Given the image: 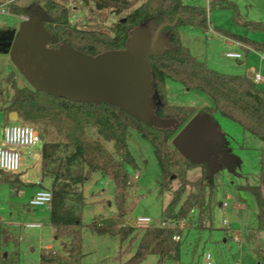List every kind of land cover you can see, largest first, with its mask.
Here are the masks:
<instances>
[{"label":"trees","instance_id":"1","mask_svg":"<svg viewBox=\"0 0 264 264\" xmlns=\"http://www.w3.org/2000/svg\"><path fill=\"white\" fill-rule=\"evenodd\" d=\"M43 6L33 2L29 7L15 2L9 5L11 13L31 15L40 7L49 18L45 26L57 36L51 46L65 43L86 53L97 55L106 50L123 49L130 32L137 26L147 24L154 33L159 26L168 22L160 34L170 41L159 54L148 57L152 71V98L155 112L161 117H171L178 121L176 126L161 128L145 124L119 107L106 103L75 102L63 97H53L44 91H36L30 86L19 87L13 78V98L5 100L0 110L8 119L16 111L25 120L40 124L42 135L50 136L41 146L42 177L51 178L50 189L53 201L50 223L56 238L69 240L64 249L52 247L41 250V264H82L83 228L88 227L99 235L119 236L121 243L129 240V247L137 242L135 252L121 264H139L148 255H158V264L176 262L180 264L184 233L181 222L188 219L195 208L204 207L203 179L190 182L187 171L197 166L204 169L202 178L209 173L211 163L221 158L214 152L211 162H197L186 158L173 144L179 131L196 115L213 114L235 121L245 131L264 140V89L246 73H225L208 65L194 56L182 42L180 27L191 25L201 29L209 28V12L215 7H233L236 22L248 31L264 33V22L244 18L238 6L230 0H211L209 7L186 4L183 0H146L131 10L121 20L113 24V33L103 30L82 29L70 22L68 8L57 0H42ZM89 1V0H86ZM99 9L112 8L121 13L135 6V0H95ZM221 32L239 41L264 51V41H257L248 35ZM0 49L6 51L7 46ZM172 79L184 84L188 89H196L207 94L212 106L175 105L167 98V81ZM89 128L96 130L101 139L91 137ZM136 129L143 138L149 140L157 158L162 191H172L174 182L178 187L163 207L162 219L143 229L125 224L128 213L126 191L133 182L131 169L138 163L128 144V133ZM112 142L114 150L105 143ZM218 155V156H217ZM2 174L6 171L1 170ZM94 172L111 179L117 212L112 215L96 214L88 224L83 222V210L87 205L83 184ZM8 173V172H7ZM259 183L240 185V192L253 195L258 204V228L264 230V148L261 149ZM12 187H27L19 177L1 176L0 184ZM195 186L182 202L188 186ZM180 236V239H176ZM13 243L17 248L12 229L0 221V248ZM7 252V255L5 253ZM7 249H0V264H17L19 251L12 258Z\"/></svg>","mask_w":264,"mask_h":264},{"label":"rangeland","instance_id":"2","mask_svg":"<svg viewBox=\"0 0 264 264\" xmlns=\"http://www.w3.org/2000/svg\"><path fill=\"white\" fill-rule=\"evenodd\" d=\"M64 4L69 11L70 22L82 29L103 30L113 33V24L124 18L134 8L146 0H135V6L121 13L112 8L99 9L95 0H57ZM186 4L202 5L209 7L211 0H183ZM239 8L241 15L254 21L264 22V0H230ZM6 0H0L5 3ZM15 3L29 7L33 2L43 6L42 0H14ZM233 7H215L209 12L210 30L205 31L199 27L182 25L180 35L185 46L198 59L206 61L208 65L218 71L236 74L245 70L237 58L228 57V52H239L244 57L245 49L235 45L230 39L221 34L222 31L246 34L244 26L238 24L234 18ZM24 14L0 12V37L7 34L16 36ZM253 33V32H251ZM256 36H264L256 32ZM254 37V35H251ZM260 53L251 52L248 65L253 62L258 64V71L264 74V62ZM243 59V58H239ZM245 60V59H244ZM247 60V59H246ZM245 60V61H246ZM247 62V61H246ZM13 78L19 87L30 86L26 78L11 60L9 51L0 50V107L5 100L13 98L14 88L10 82ZM262 87H264V84ZM168 101L175 105L212 106V99L205 93L188 89L179 81L168 79ZM33 88V87H32ZM216 126L223 133L214 140L215 145L225 148L221 158L211 163L209 173L203 178L204 169L197 166L187 171L190 182L203 179L204 207L202 210L195 208L188 219L181 222L184 233L180 264H208L207 256L210 254L211 264H264V252L258 249L257 242L252 239L250 230L256 223L257 204L248 192H240V185L251 183L258 184L260 174L261 141L258 137L245 131L238 123L232 121L219 112L213 114ZM7 123H24L34 127L41 138L39 146L34 148V153L29 156L28 149L21 155V170L26 179L37 182L42 177L41 146L50 136H43L41 125L20 118L17 121L7 120ZM6 123V124H7ZM5 118L0 110V143L3 138ZM91 137L99 138L94 128H89ZM106 147L113 151V143L103 141ZM128 144L137 163V169H131L133 182L126 191V206L128 213L125 224L137 228L141 235L144 226L135 224L138 217H149L151 223L163 221V207L172 197L173 190L178 187L174 182L172 191H162L161 171L154 153L152 143L143 138L134 128L128 133ZM220 154V152L218 153ZM218 156V155H217ZM140 173L138 178L136 172ZM19 172H5L1 176L11 175L20 178ZM51 178L45 177L44 183L49 184ZM40 187L43 184L37 183ZM34 185H28L19 195H14L8 184L0 186V221L9 226L19 242V247L13 243L2 245L1 250L7 249L11 254L19 251L17 264H41V250L48 244L54 249L62 250L68 245L66 238L55 239V229L50 224V210L34 208L29 205L34 191ZM87 205L83 210V222L88 224L96 214L112 215L117 212L114 198V185L111 179L99 172H94L83 184ZM191 191H197L195 186H188L182 202ZM227 206H224V203ZM225 218L228 224L224 223ZM41 222L42 227H28L27 223ZM236 228V229H234ZM234 230V231H233ZM238 232H237V231ZM264 238V237H263ZM129 240L121 243L119 236L99 235L92 232L87 226L83 228V251L85 253L82 264H121L136 250L137 242L130 247ZM167 262L164 264H175ZM139 264H158V255L150 254Z\"/></svg>","mask_w":264,"mask_h":264},{"label":"water","instance_id":"3","mask_svg":"<svg viewBox=\"0 0 264 264\" xmlns=\"http://www.w3.org/2000/svg\"><path fill=\"white\" fill-rule=\"evenodd\" d=\"M48 20L40 7L35 8L29 19L21 21L17 35L11 37L6 49L34 90L75 102H106L156 127L178 124L175 118L156 114L151 96L148 57L170 45L160 34L168 22L154 33L147 24L137 26L130 32L125 48L93 55L65 43L51 46L58 39L46 28ZM248 76L252 78L254 73L249 72ZM18 118L16 111L10 113L11 121ZM219 134V128L207 114L196 115L179 131L173 144L186 158L211 162L214 139Z\"/></svg>","mask_w":264,"mask_h":264},{"label":"built area","instance_id":"4","mask_svg":"<svg viewBox=\"0 0 264 264\" xmlns=\"http://www.w3.org/2000/svg\"><path fill=\"white\" fill-rule=\"evenodd\" d=\"M14 0H6L5 3H0V12L10 13L9 5ZM23 20L29 19V16L23 15ZM228 57L241 58L242 54L239 52H228ZM264 57V53L262 54ZM256 83L264 81V76L261 73L254 72L252 77ZM41 138L36 132L33 126L24 123H7L4 127L3 138L0 143V169L6 172H18L21 169V155L24 149H28L29 156L34 153V148L39 146ZM140 173L137 171L135 177L138 178ZM39 184L42 181L39 180ZM53 201V192L49 187H40L34 195L30 198L29 205L34 208H46L50 209ZM227 206L225 202L223 204ZM135 224L138 226H150L151 219L149 217H138L135 220ZM225 224H228V220L225 218ZM42 224L38 222L27 223L28 227H40ZM176 239H180V236H176ZM210 254H208V264H211Z\"/></svg>","mask_w":264,"mask_h":264},{"label":"crops","instance_id":"5","mask_svg":"<svg viewBox=\"0 0 264 264\" xmlns=\"http://www.w3.org/2000/svg\"><path fill=\"white\" fill-rule=\"evenodd\" d=\"M206 32L207 31H209L210 30V25H209V28L208 29H204ZM247 30V29H246ZM221 32V31H220ZM229 32V31H228ZM251 32H253V33H251ZM256 32H260V31H248L247 30V33L246 34H242V35H248L250 38H252V39H255V40H257V41H264V36H261V37H259V36H256L257 34H256ZM231 33H234V32H231ZM260 33H262V32H260ZM221 34L223 35V36H225V37H227L228 39H230L235 45H237V46H240V47H242L243 49H245V51H246V55H245V57L242 55V57L241 58H243V59H238V61H239V64H241V65H244L245 66V70L244 71H242V72H238V73H246V74H248L249 72H252V73H254V72H258V73H261L263 76H264V74L262 73V72H259L258 71V64H256V63H253V62H251L249 65H248V63H249V61H248V56L249 55H251V52H254V53H260V59H261V61H263L264 62V57L262 56V54L264 53V51H260V50H257V49H255L253 46H251V45H249V44H246V43H244V42H242V41H239V40H237V39H234L233 37H230V36H227V35H225V34H223L222 32H221ZM234 34H237V33H234ZM264 34V33H263ZM251 35H254V37L253 36H251ZM247 61H245V60ZM167 83H168V81H167ZM261 83H263L264 84V81H260V82H258L257 84L261 87V88H263L264 89V87H262V84ZM167 91H168V85H167ZM4 114V113H3ZM214 115H215V113H214ZM18 116H19V114H18ZM4 118H5V124L7 123V120H10V115H9V117H8V119L5 117V114H4ZM21 117L19 116V118H18V120L20 119ZM220 130V129H219ZM223 133V131H222V129L220 130V134H222ZM219 134V135H220ZM218 135V136H219ZM217 136V137H218ZM217 137L215 138V139H217ZM214 139V140H215ZM260 139V138H259ZM260 140H262V139H260ZM258 146L259 147H255V148H257V149H259L260 150V157H261V149H263L264 148V140H262L261 141V144H258ZM213 148H214V151H216V152H220V153H223V149L225 148L224 146H218V145H215L214 144V146H213ZM41 170H42V165H41ZM20 171H21V174H20V180L22 181V182H25L26 184H33L35 187H34V191H33V193H35L39 188H40V186L37 184V183H39V180H41L42 181V184L43 185H45V187H50V185H51V182H52V180H50V183L49 184H45L44 183V179H43V177H41V178H39L38 179V181L37 182H33V181H30V180H28V179H26V177H25V174L23 173V171L20 169ZM19 171V172H20ZM42 172V171H41ZM3 184H8V183H3ZM2 184H0V186H1ZM9 185V184H8ZM9 187H10V189H11V192L14 194V195H19L26 187H19V189H17L16 187L14 188V187H12L11 185H9ZM252 195V194H251ZM255 199V198H254ZM256 201V200H255ZM256 204H257V202H256ZM258 211H259V208H258V204H257V210H256V223H253V226L251 227V230H250V233H251V236H252V239L253 240H255L256 242H257V245H258V249L259 250H261L262 251V253L264 252V230H260L259 228H258V217H257V215H258ZM38 223H41V222H38ZM42 224V223H41ZM51 224V223H50ZM43 226V224L40 226V227H42ZM53 227V226H52ZM54 228V227H53ZM234 229H236V228H234ZM234 231V230H233ZM237 231V230H236ZM238 232V231H237ZM55 239L57 240L58 238H56L55 237ZM47 247H54V245H52V244H48L47 245ZM46 247V248H47Z\"/></svg>","mask_w":264,"mask_h":264},{"label":"flooded vegetation","instance_id":"6","mask_svg":"<svg viewBox=\"0 0 264 264\" xmlns=\"http://www.w3.org/2000/svg\"><path fill=\"white\" fill-rule=\"evenodd\" d=\"M12 36V34H7L3 37H0V45L7 46Z\"/></svg>","mask_w":264,"mask_h":264}]
</instances>
